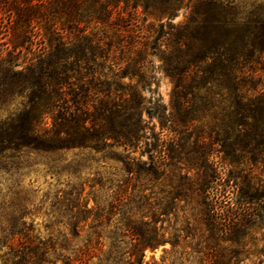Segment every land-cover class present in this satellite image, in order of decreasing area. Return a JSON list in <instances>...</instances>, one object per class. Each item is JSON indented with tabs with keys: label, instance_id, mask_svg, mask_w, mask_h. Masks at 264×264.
<instances>
[{
	"label": "trees",
	"instance_id": "obj_1",
	"mask_svg": "<svg viewBox=\"0 0 264 264\" xmlns=\"http://www.w3.org/2000/svg\"><path fill=\"white\" fill-rule=\"evenodd\" d=\"M182 7L183 0H0L1 167L26 154L80 150L120 164L124 176L100 177L108 193L93 206L83 193L65 194L68 225L49 238L33 224L0 221V264H147L146 250L167 242L158 224L169 210L152 209L137 183L161 180L181 162L196 170L194 180L180 179L197 192L183 197L197 205L202 264H233L240 255L235 246L256 224L264 194L226 203L211 193L214 160L264 167V4L246 11L231 0H198L189 21L175 26ZM154 58L174 85L169 112L155 98ZM79 215L91 223L73 245ZM106 238L114 248L104 258ZM124 239L129 248L119 252Z\"/></svg>",
	"mask_w": 264,
	"mask_h": 264
},
{
	"label": "rangeland",
	"instance_id": "obj_2",
	"mask_svg": "<svg viewBox=\"0 0 264 264\" xmlns=\"http://www.w3.org/2000/svg\"><path fill=\"white\" fill-rule=\"evenodd\" d=\"M231 1H235L241 9L246 11L251 10L253 5L264 4V0ZM197 4L198 0H183V7L171 23L183 27L189 21ZM143 17L142 15L140 20ZM146 23L157 27L160 21L154 17H148ZM153 60V68L158 79L155 98L159 99L169 112L174 85L171 79L158 68L160 64L158 59ZM7 114L8 112H4L2 115ZM210 121V118H204L200 125L207 127ZM154 123L157 124L156 130L159 131L157 120H154ZM214 161L217 168L215 179H219L215 182L216 189L211 193H223L221 198L226 203L235 201L241 193L264 194V167L259 168L246 163L228 167L222 164L219 158ZM178 166L182 169H172L161 180L149 181L147 178H142L137 183L135 193L141 196L146 195L147 202L153 206L152 209L159 211V207L168 206L169 210L167 215L161 216L163 221L158 224L159 227H163L161 234L167 242L155 250H146L147 264H202L204 262V243L199 238L202 225L193 220L197 205L194 200L183 197L184 194L191 196L197 192L189 190L186 185L182 187L180 179V175L183 177L187 175L188 179L194 180L196 170L189 168L183 162ZM121 169L120 164L104 159L101 154L80 150L48 155L31 153L24 155L18 166L8 165L4 169L0 165L1 224L6 226L13 223L19 227L22 223L33 224L36 233L42 238H49L52 233L56 235L58 230H64L68 225V220L62 218L66 207L59 204V201L66 197L65 194L71 193L75 196L77 193H83L85 202L90 200V206H93L94 196L108 193L107 189H103L98 183L99 178L102 177L104 181L105 178L111 177L123 180ZM114 173H118V177L112 176ZM244 178L251 183L253 190L245 187ZM142 210L143 213L148 211L147 208ZM73 212L75 214L77 209ZM73 221L79 230H82L81 237L73 241V245H76L81 238H85L91 219L81 221V215H79ZM110 225L114 226V223ZM111 226L106 228L105 235H109ZM188 226L194 228L189 237L185 231ZM102 242L104 244L102 257L106 258L114 247L108 238ZM124 242L119 252L128 250V239H124ZM172 243L175 245L173 246ZM235 249L241 253L233 259V264H264V201L259 204L256 224L249 230L241 245L235 246ZM115 255L119 254L114 252L112 256ZM96 262V258L92 260V263Z\"/></svg>",
	"mask_w": 264,
	"mask_h": 264
}]
</instances>
